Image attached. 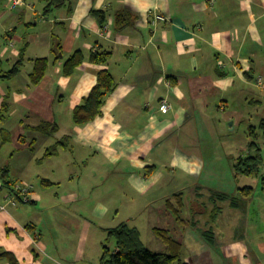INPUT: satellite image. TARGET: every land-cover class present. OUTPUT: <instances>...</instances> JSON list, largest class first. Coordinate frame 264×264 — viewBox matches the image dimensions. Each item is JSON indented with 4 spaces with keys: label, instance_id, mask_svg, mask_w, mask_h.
<instances>
[{
    "label": "crops",
    "instance_id": "obj_1",
    "mask_svg": "<svg viewBox=\"0 0 264 264\" xmlns=\"http://www.w3.org/2000/svg\"><path fill=\"white\" fill-rule=\"evenodd\" d=\"M95 9L105 11V24ZM125 9L131 24L117 28ZM12 11L11 0H0V177L7 169L11 182L0 189V253L19 264H99L109 229L140 230L148 218L153 230L170 231L178 223L169 201L181 215L187 198L192 218L181 215L180 224L204 225L209 242L224 237L221 203L243 212L256 191L235 205L239 187L217 186L234 175L239 184L264 176V164L257 176L235 170L252 141L264 156V0H26ZM157 14L167 19L155 23ZM77 50L85 60L66 75ZM96 51L112 57L93 62ZM44 57L46 74L35 83V60ZM102 69L117 86L101 115L77 125L73 111ZM163 98L173 104L167 113ZM43 123L56 132L39 131ZM55 144L58 152L45 156ZM17 183L33 185L30 202L9 199ZM231 217L228 255L235 264H264V241L250 252L245 237L233 235L238 214ZM174 234L184 251L186 235ZM183 253L188 264H212ZM0 264L11 262L0 257Z\"/></svg>",
    "mask_w": 264,
    "mask_h": 264
},
{
    "label": "trees",
    "instance_id": "obj_2",
    "mask_svg": "<svg viewBox=\"0 0 264 264\" xmlns=\"http://www.w3.org/2000/svg\"><path fill=\"white\" fill-rule=\"evenodd\" d=\"M53 4L60 5L63 0H52ZM93 15L96 16L99 22L103 25L107 20V15L103 10H93ZM130 10H122L116 15L117 28L124 27L131 24L127 16H130ZM57 50L61 49V45L56 44ZM55 45V46H56ZM112 53L108 51H96L91 54L90 59L96 63H108ZM85 55L81 50L75 51L65 62L63 71L66 75H71L75 69L83 63ZM18 62L15 67L9 72V76L17 74L19 65ZM48 67V58H38L35 60L34 71L31 77L35 83L40 82L46 74ZM117 86L115 76L109 69H102L98 74V80L90 93L85 96L81 103L76 106L73 111V120L77 125H84L97 116L102 114V107L107 96L114 91ZM37 129L41 132L55 133L57 126L43 123ZM254 132L253 128L251 129ZM58 152L57 144L49 147L45 156H51ZM264 164V156L262 148L259 143L252 141L250 144V153L246 157H240L235 163V170L237 174H245L249 176H257L261 172ZM8 170H3L0 177V189L3 187H10L11 182L8 180ZM3 179V181H2ZM2 181V183H1ZM262 189L264 190V176L262 178ZM15 185V184H14ZM12 186V191L14 189ZM255 192L253 186H244L238 189L236 196L224 194L220 198H232L235 205H238L239 199H251ZM173 213H175L180 220L183 218L180 215V210L174 207V203L169 201ZM155 233L167 245L168 251L157 252L148 248L141 238V232L137 227H131L123 223L117 227L108 230L109 239L115 238L116 248L110 249L108 245L103 246V253L99 264H188L182 260L183 244L171 235V232L166 229L154 228ZM0 257H6L11 264H19L15 256L11 252L0 253Z\"/></svg>",
    "mask_w": 264,
    "mask_h": 264
},
{
    "label": "rangeland",
    "instance_id": "obj_3",
    "mask_svg": "<svg viewBox=\"0 0 264 264\" xmlns=\"http://www.w3.org/2000/svg\"><path fill=\"white\" fill-rule=\"evenodd\" d=\"M12 12H17V10H14ZM207 156L211 155V152L207 150L206 152ZM216 159L219 161L222 159V154H218ZM223 159H226L223 157ZM214 160L213 158L209 159L207 158L206 161ZM211 161V162H212ZM209 163V162H207ZM229 164V163H226ZM225 166V165H224ZM232 169L230 168V171ZM232 184L230 182L225 181L224 183L220 184L217 186V189H220L221 187H224V189L227 192H230L231 189H233V192L237 189V187L241 188L245 186V183L247 185L255 187V195L251 199V203L247 204L245 210L243 209V212H240V209H234L231 208L230 204L228 202L226 203H221V206L223 207V212L221 216L219 217V225L223 228L222 232L224 237H220L218 233H216V237L219 239L215 242H209L206 241L204 237V230H206L204 225L198 224L197 226H192L189 225L188 227H184L182 224H180L181 220L178 218L177 215L173 214L174 222H177L178 225H173L169 226L170 231L172 232L173 235H175V232H178V234L181 236H185L184 242H185V247H184V256L190 255V253H193L196 251V255L201 258V262L203 263L204 259L211 260L212 264H235L233 262V259L231 258L228 253L232 249L231 247V239L228 238V234L226 229L231 227L232 224V218L231 215L233 216L234 213L238 214L237 218H240V223L238 225L234 226V236H236L237 239H240L239 237H245L242 240L250 246V252H255L256 247L260 242L264 241V203H262V196L261 192L263 194V189H262V179H255L251 177L250 180L245 178H242L240 180H237V178L232 176ZM237 180V181H236ZM201 185L207 187V184L204 182L201 183ZM238 188V189H239ZM237 189V190H238ZM190 199L193 200V194L189 193ZM188 200V198H187ZM186 200V203L188 204V207L185 208L183 211V214L181 215L183 217H188L192 218L190 214V204L191 201ZM229 214V215H228ZM172 219V217H171ZM196 221L198 220L197 218ZM173 220V219H172ZM235 220V218H234ZM153 220H149L146 218L144 222L141 224V238L145 245L150 248L153 251L157 252H166L168 251L167 245L162 241V239L154 232L153 230ZM218 225H215V231ZM177 227V228H176ZM225 228V230H224ZM237 228V229H235ZM218 229V228H217ZM186 230V232H185ZM218 232V231H216ZM209 243V244H207ZM108 245L110 249L114 250L116 248V241L115 238L112 237L109 239V235L107 233V238L104 240L103 246ZM209 246V247H208ZM203 251V252H202ZM183 256V257H184ZM207 256V257H204ZM264 257V256H263ZM195 259V258H194ZM264 260V258H263ZM178 264V263H176Z\"/></svg>",
    "mask_w": 264,
    "mask_h": 264
},
{
    "label": "built area",
    "instance_id": "obj_4",
    "mask_svg": "<svg viewBox=\"0 0 264 264\" xmlns=\"http://www.w3.org/2000/svg\"><path fill=\"white\" fill-rule=\"evenodd\" d=\"M26 0H11L12 9L19 10L20 7L25 3ZM164 14H157L154 18V22H158L161 20H166ZM262 83V80H260ZM264 84V83H262ZM173 108L172 102L168 98H163L160 103V110L164 113L169 112ZM10 200L16 201L17 199H21L24 202H30L33 199V185L31 184H22L17 183L14 185V189L12 194L9 196ZM5 209V205L0 203V210Z\"/></svg>",
    "mask_w": 264,
    "mask_h": 264
},
{
    "label": "water",
    "instance_id": "obj_5",
    "mask_svg": "<svg viewBox=\"0 0 264 264\" xmlns=\"http://www.w3.org/2000/svg\"><path fill=\"white\" fill-rule=\"evenodd\" d=\"M230 124H232V122Z\"/></svg>",
    "mask_w": 264,
    "mask_h": 264
}]
</instances>
